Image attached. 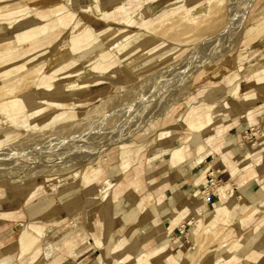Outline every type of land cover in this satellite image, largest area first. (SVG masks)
Wrapping results in <instances>:
<instances>
[{
  "label": "rangeland",
  "instance_id": "rangeland-1",
  "mask_svg": "<svg viewBox=\"0 0 264 264\" xmlns=\"http://www.w3.org/2000/svg\"><path fill=\"white\" fill-rule=\"evenodd\" d=\"M188 1L119 0L115 17H97L106 32L92 30L88 45L76 43L85 44L81 50L57 39L32 58L40 60L21 73L11 70L3 80L13 91L2 89L0 102L21 100L15 109L6 105L0 110V236L6 248L1 264H122L123 251L116 245L128 251L136 241L141 254L160 245V234L177 255V240L190 233L188 220L204 215L197 209L213 210L218 188L237 186L227 173L213 174L222 153L213 143L197 140L189 128L195 117L191 110L219 108L210 132L226 127L221 139L256 144L259 162L264 159V93L258 91L264 78V0H197L190 7ZM6 3L20 10L14 14L20 22L56 20V0H1L0 6ZM192 7L201 12L179 26L180 12ZM72 12L68 26L57 28L63 39L73 23L88 25L79 11ZM186 27V33L174 37ZM2 36L13 32L0 18V57L12 47L27 51L14 38L2 42ZM115 38L129 41L126 52H118ZM63 60L71 71L54 73ZM41 76L62 95L59 103L39 97L33 80ZM237 84L241 94L257 93L256 107L226 104ZM177 152L178 162L173 161ZM203 170L204 181L197 187ZM259 181L250 184L244 210L233 220L217 221L205 233L204 219L189 244L196 253L179 264H197L225 241L240 246L245 232L254 241L235 250L236 264H246L253 250L264 252V174ZM197 191L207 202L196 203ZM172 211L184 216L170 231L165 221ZM239 218L249 219L229 235ZM31 225L43 233L23 254L20 235L24 229L33 232ZM133 258L128 253L123 264Z\"/></svg>",
  "mask_w": 264,
  "mask_h": 264
},
{
  "label": "bare ground",
  "instance_id": "bare-ground-1",
  "mask_svg": "<svg viewBox=\"0 0 264 264\" xmlns=\"http://www.w3.org/2000/svg\"><path fill=\"white\" fill-rule=\"evenodd\" d=\"M56 1L57 4L55 5V8L53 10L54 13H56L54 15L56 16V20H53L52 17L46 18L49 21L41 25H37L34 22H20L18 16L14 15L18 11H20L19 9L13 8L7 3L2 4L0 6V12H3V14H0V18L7 21V23L9 24V28L13 32V36H2L1 41L9 42L11 38H14L15 41L21 45L20 49L27 48L26 52H18L19 48L12 47L7 50L6 56L2 55L0 57V62L6 61L4 63H1L0 65V77L2 79L0 80V91L2 89H7V87L3 83V80H6L9 78V76H11V70H14L17 73H21L22 71H24V67H30L35 62V60L41 59L39 57L35 60L32 58L34 56L37 57V55L42 53L47 46H50L57 39L63 40L64 43L69 44L70 48H72L73 51L81 50L83 47H85V44L88 45V42L90 40L89 34L92 30L96 32L100 31L102 34L103 29L104 32H106L107 30L104 27L105 25L101 23L102 20L98 19L97 17L109 19L110 17H115L116 13H119L121 11L120 9L114 10L116 7H118L119 0H87L86 3H83L79 0ZM196 1L197 0H189L188 6L190 7L191 5L196 4ZM221 1L222 0H219V3ZM65 9L68 10L65 11ZM201 9L202 8L199 7L183 9L177 19L179 26H182L184 28L185 21L188 19V17L198 15L201 12ZM72 11H79L80 16L87 20L88 25L79 27L78 25L80 23H73V25L69 29L68 38L63 39L62 34L59 35L57 33V28L59 27V25H64L66 27L68 26V23L74 16ZM3 15L6 17H3ZM41 16L47 17L46 14H41ZM186 29L187 27L184 30L177 32L176 34H174V37H178L180 33H186ZM122 37H127L126 32L122 34ZM120 41H122V39L115 38L113 42ZM78 42L87 43L79 46L76 44ZM128 46L129 41L120 42L118 44V52H126L129 48ZM21 61H25V64L19 66V63ZM131 63L132 62L130 61L127 64L130 65ZM71 66L72 65L69 64L68 61L63 60L60 66L54 70V73H68L71 71ZM124 70L125 68L123 67L115 70L114 72L119 73L120 71ZM34 71L36 70L34 69L33 71H31V73H33ZM48 79L49 78L47 76H41L39 79L33 80V82L35 83L37 81L36 85L39 86V97L43 101L49 104H57L61 101L62 95L57 93L56 90H53V88H51V85L45 83ZM258 83L260 86L258 88V91L259 93L263 94L264 78L259 80ZM6 91L12 92L13 89H7ZM227 97L228 99L226 104L231 105L235 108H238L240 105H243L245 107L247 106L248 108H254L258 104V100L256 98L257 93L249 92L241 94L240 86L238 84L234 86L233 89H231L229 96ZM20 100V98H16L0 102V110L5 111L6 105H11L13 109L19 107ZM220 105L221 104L219 103V106ZM218 110L219 108L211 110L210 106H207L206 111L203 113H198L196 112L197 110H191L189 115H194L195 117L189 121V128L191 130L196 131L195 134L197 140L205 139L207 142L213 143V149L222 153L217 164L218 167L215 168L216 172L214 171L213 174H217L219 172L227 173L232 182H234L237 186L233 187L230 184H225L224 186L220 187L218 186L219 188L217 195L219 197L213 199V210L207 211L205 210V206H202L198 209L196 208L198 211L202 210L204 215L202 217H197V219L188 220L187 225H191L190 233H188L185 238L179 237V239L177 240V255L172 254L171 246L168 245V241L164 239L163 234H160V245L152 250H148L145 253H137L138 244L136 243V241L130 246L128 251L126 248H124L125 246L123 244L116 245L115 249H122L123 251V256L121 260L122 262L120 263H124V260L127 259L128 253L134 255L132 263L130 264H179L180 261L191 260L194 254L196 253V248L189 247V244L193 242V238L196 236L197 231L205 225V221L208 224H206L207 226L204 228V232L208 233L211 230V226L214 225V223H216L217 221L227 222L229 221V219L233 220L234 217L238 215V213H241L244 210L243 203L245 197L249 195L248 188L250 184L254 181L260 182V178L263 177L264 159L259 162V153L261 152V150H259V148H256V144L251 143L249 145L248 141L245 142L244 145H241L246 151V155L243 158L241 155H243L244 150H242L241 146L237 144L236 140L229 141L226 139H221L224 136L223 132L227 129L226 127L224 129L218 128L215 134H212L210 132V129H212L211 127L215 125L214 123L219 120ZM251 113L252 111L248 112L249 115ZM202 149L203 146H199V151H202ZM184 150L185 148L181 147L179 151H182L184 154ZM179 156H181L180 152H177L173 158V161L178 162L181 159ZM200 163V158L195 160L194 162V164L197 166L200 165ZM203 181L204 170L201 175L197 176L194 185L198 187ZM208 183H210V181H208ZM205 194H207V192H205ZM194 196L197 197L196 203L202 201L207 202L206 200H203L202 196L198 193V191L194 193ZM172 213V217L166 219L165 221V224L170 231L176 229L179 220H181L184 216L182 212L180 214V212L178 213L176 211H172ZM248 219L249 218H239L234 220L236 222L232 226L231 231H229V235L233 233H238L241 228L246 224ZM182 227H184V225ZM31 228L33 232L28 231V229H24L20 235L19 244L23 254L27 253L35 247V245L39 241V237H41L43 233V230L39 225H31ZM2 237L3 236H0V260L4 252L6 251V248L4 247V244L2 242ZM253 241L254 237L251 235V233L245 232V234L241 237V241L239 240L240 246L234 243L233 241H225L224 243L219 244L211 250L206 251L204 255L201 256L197 264H236V261L238 260L234 254L235 250H241L244 247V244L249 245L252 244ZM38 251L39 249L37 248V250L35 249V251L33 252V260L37 256ZM245 260L246 264H264V252L253 250L247 254ZM1 263L2 261H0V264Z\"/></svg>",
  "mask_w": 264,
  "mask_h": 264
}]
</instances>
